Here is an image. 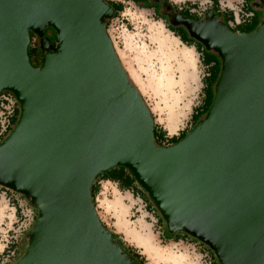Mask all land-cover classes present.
I'll return each mask as SVG.
<instances>
[{
  "label": "water",
  "instance_id": "1",
  "mask_svg": "<svg viewBox=\"0 0 264 264\" xmlns=\"http://www.w3.org/2000/svg\"><path fill=\"white\" fill-rule=\"evenodd\" d=\"M250 5L264 9V0ZM114 13L107 0H0V92L19 107L0 141V186L36 210L12 264H136L92 201L94 180L117 166L133 174L167 233L199 240L219 264H264V17L240 32L213 10L200 20L172 14L218 56L220 71L207 111L160 146L106 30ZM30 32L39 37L36 66Z\"/></svg>",
  "mask_w": 264,
  "mask_h": 264
},
{
  "label": "rangeland",
  "instance_id": "2",
  "mask_svg": "<svg viewBox=\"0 0 264 264\" xmlns=\"http://www.w3.org/2000/svg\"><path fill=\"white\" fill-rule=\"evenodd\" d=\"M110 1L122 2L124 7L108 22V35L131 81L150 109L154 124L164 129L168 136L177 135L183 129L189 130L192 126L191 116L204 99L202 78L207 68L201 61L199 52L194 46H188L174 36L162 18L154 14L153 8L142 7L131 0ZM168 1L183 6L185 2L193 1L200 5L204 0ZM252 9L258 13L259 23L264 17V9ZM204 15L198 16L202 18ZM44 35L51 45L55 43L56 33L53 28L47 27ZM168 39L176 40V55H171L167 46L162 43V40ZM36 43L39 58L41 50L38 38ZM181 50L188 51L191 64L179 56ZM172 116L175 120H170ZM99 184L100 189L95 195L94 205L101 222L113 234H117L121 242L137 248L144 255L146 264H216L211 262V254L201 243L186 239L176 240L174 235L166 232L164 224L159 227L157 212L148 210L139 196L131 197L130 191H120L116 183L108 180H100ZM128 194L129 198L126 197ZM10 198L19 200V211H15ZM125 206H129V212L124 216L123 211L127 208ZM35 217L36 210L27 200L16 194L9 197L0 191V264H12L17 258L14 259L12 251L3 253L4 249L8 250L11 242L17 245L18 255L23 252L26 234ZM116 220L125 229L126 236L118 231Z\"/></svg>",
  "mask_w": 264,
  "mask_h": 264
},
{
  "label": "trees",
  "instance_id": "3",
  "mask_svg": "<svg viewBox=\"0 0 264 264\" xmlns=\"http://www.w3.org/2000/svg\"><path fill=\"white\" fill-rule=\"evenodd\" d=\"M107 1H108V3H110L113 6V8L115 10L114 16H116L124 7L122 2H114V1H110V0H107ZM132 1H134L136 4H138L141 0H132ZM212 1H213V3H212V6H211V10H213L218 17H220L226 24H228V21L233 18V15H232L231 11L230 10H224V11L220 10L219 9V4H218V0H212ZM245 3H246L245 4V8L246 9L254 11L252 9V6L250 5V3H251L250 0H245ZM141 6L142 7H147V8L150 7V5H148V4L141 5ZM193 7H194V4H191L190 2H185L184 5L182 6L184 13L188 14L191 18H193V19H201V17L198 16L196 13L191 12L190 9L193 8ZM258 20H259V15H258V13H256L254 11V14H253V16H252L250 21L245 22V23H241V24L237 25L236 28H230V29L233 30V31H237L238 30L240 32H249V31H251V30L256 28V24L258 23ZM109 21L110 20L106 21V29H107ZM48 27H50V26H48ZM167 28L174 34V36L178 37L179 40L182 43H184V44H186L188 46L189 45L194 46L193 39H191L189 36H187L186 33H182V31L180 32L179 30L175 31L170 26H167ZM37 38H38V36H36L33 32H30V43L28 45V56H29L30 62H32V60H35V64H33L34 66L38 65V60H39V58H37L38 57V50H37V43H36V39ZM195 47H196V50L201 54V61L203 62L204 65H206L207 72L205 73V75L202 78L203 81H204V85H203L204 99H203L202 104L195 108V111L193 112V114L191 116V118H192L191 125L192 126L196 122V120L199 119L207 111L208 107L210 106L212 98H213V94H214V90H212L211 87H212L213 83H215V81H216V79L218 77V74H219L218 72L220 71V60H219L218 56L215 53H213L211 51H208L205 48H203V45L201 43H199V45L195 46ZM216 56H217V58H216ZM18 113H19V107H17L15 109L14 114H13V116L11 118V126L15 124L17 116H18ZM10 127H9V129H10ZM9 131H7L6 133H8ZM187 132H188V130L183 129L177 135L168 136L164 129H162L161 127H159L156 124H154L155 142H156V144H158L160 146L170 145V144L175 143L176 141L181 139ZM100 180H108L110 182H114V183L117 184V187H118V189L120 191L128 190L134 196L135 195L139 196L142 199V201L145 203V206H146V208H148V210H152L153 212H155V211L157 212V215H158L157 216L158 217L157 218V222L159 223V227H161L162 224L165 225L164 220L162 219V217L158 213V211L155 208L153 202L149 199V197L147 196L146 192L143 191L141 189V187L137 184V182L134 179L133 174L127 168H125L123 166L114 167L112 169H109V170L105 171L104 173H102L99 177H97L94 180V182L91 185V194H92L93 203H94L95 195L99 192V189H100V184H99ZM0 191H4L7 196H11L12 194H16L20 198L26 200V198L23 195H21L19 193H16L14 191H11V190H9L7 188H4L2 186H0ZM11 201H12L13 205L16 208V212L19 211L17 199L13 198V199H11ZM165 229H166V225H165ZM169 235H174L176 240L186 239V240H190V241L195 242V243H201V246L203 245L207 249L208 253L211 254V258H213V260L211 262H215L216 264H219L216 256L212 252V250L209 247H207L205 244L200 242L199 240H197V239H195V238H193V237L189 236L188 234H186L184 232H181V231H177V232H174V233L169 234ZM113 236L116 237V238L118 237L117 234H113ZM118 242L121 244V246L124 249V251L128 255H130V257L134 260V262L136 264H146V260H145L144 255H142L137 250V248H135L133 246H130V245H127V244L121 242L119 239H118ZM7 249L8 250L4 249L3 253L5 251H8V252L14 251L13 252V254L15 256L14 259L16 257L18 258L20 256V255H18L19 254V250L17 249V245L15 244V242H11Z\"/></svg>",
  "mask_w": 264,
  "mask_h": 264
},
{
  "label": "built area",
  "instance_id": "4",
  "mask_svg": "<svg viewBox=\"0 0 264 264\" xmlns=\"http://www.w3.org/2000/svg\"><path fill=\"white\" fill-rule=\"evenodd\" d=\"M212 3V0H204L203 3L199 5V3L193 1L191 4H194V7L190 10L191 12L195 11L198 15H204L206 11L211 10ZM218 4L220 10H230L233 15V18L230 19L227 24L229 28H236L237 25L250 21L254 14V11L245 8V0H218ZM17 107L18 102L10 91L0 92V138L8 131L9 127L11 126V118ZM17 201L19 200L17 199ZM13 252L14 251H12V254Z\"/></svg>",
  "mask_w": 264,
  "mask_h": 264
},
{
  "label": "flooded vegetation",
  "instance_id": "5",
  "mask_svg": "<svg viewBox=\"0 0 264 264\" xmlns=\"http://www.w3.org/2000/svg\"><path fill=\"white\" fill-rule=\"evenodd\" d=\"M251 1L252 0H250V2ZM167 2H169V1L168 0H143V1L139 2L140 3L139 5H146V4L150 5V8H153V10H154V14H158L162 18V20L165 22L166 26H170L175 31H178V30L180 32L182 31V33H186V35L189 36L186 29L182 25H173L172 24L171 16L173 13H178L180 15L188 16V17H190V16L188 14L184 13L182 6L174 5L171 2H169L171 5V8L169 9L166 5ZM201 19H203V18H201ZM194 20H200V19H194ZM38 39H39V37H38ZM191 39H193V38H191ZM193 41H194V47L199 45L198 41H196L194 39H193ZM203 48H204V46H203ZM40 54H41V52H40ZM31 63L35 64V60H32Z\"/></svg>",
  "mask_w": 264,
  "mask_h": 264
},
{
  "label": "bare ground",
  "instance_id": "6",
  "mask_svg": "<svg viewBox=\"0 0 264 264\" xmlns=\"http://www.w3.org/2000/svg\"><path fill=\"white\" fill-rule=\"evenodd\" d=\"M166 41H167V43H166ZM166 41H165V40H162V43H164V44L167 46V48L169 49L171 55H172V54H173V55H176V53H178V51L176 50V49H177V47H176V44H177L176 40H174V39H168V40H166ZM162 46H163V45H162ZM179 56L182 57V58H184L185 61H186L188 64H191V57H190L188 51H186V50H181V53H180ZM171 85H172V84H171ZM170 120H175V117H174V116L170 117Z\"/></svg>",
  "mask_w": 264,
  "mask_h": 264
},
{
  "label": "crops",
  "instance_id": "7",
  "mask_svg": "<svg viewBox=\"0 0 264 264\" xmlns=\"http://www.w3.org/2000/svg\"><path fill=\"white\" fill-rule=\"evenodd\" d=\"M132 1V0H131ZM141 1H143V0H141ZM229 1V0H228ZM132 2H134V1H132ZM135 3V2H134ZM138 4H140V3H138ZM194 49H196L195 47H194ZM200 54V53H199ZM199 56H201V54L199 55ZM206 66V65H205ZM131 195V197H133V194L131 193L130 194ZM127 198H129V194H128V196H126ZM102 200V199H101ZM100 200V201H101ZM121 201H122V199H121ZM123 202V201H122ZM121 203V202H120ZM104 208H105V206H104V204H102V203H100ZM125 207H127L126 208V210L125 211H123V213H124V216L126 215V213H128L129 212V209H128V207L129 206H125ZM115 215V214H114ZM116 217V216H115ZM116 226H117V229H118V231H121V232H123L124 233V235L126 236V234H125V229L124 228H122V227H120L118 224H117V220H116ZM150 228V227H149ZM129 239V238H128ZM130 240V239H129ZM131 241V240H130ZM133 242V241H132ZM135 245H137V246H139L138 244H136L135 242H133ZM140 248H141V246H139ZM142 250V249H141ZM142 252L148 257V255L142 250Z\"/></svg>",
  "mask_w": 264,
  "mask_h": 264
}]
</instances>
